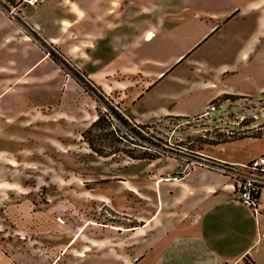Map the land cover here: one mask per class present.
<instances>
[{"label": "crops", "instance_id": "obj_1", "mask_svg": "<svg viewBox=\"0 0 264 264\" xmlns=\"http://www.w3.org/2000/svg\"><path fill=\"white\" fill-rule=\"evenodd\" d=\"M221 1L37 0L33 5L21 2L17 12L43 41L55 46L84 71L104 94L116 93L115 101L131 122L153 125L171 116H200L212 100L224 94L242 99L264 92V83L251 91L226 86V77L239 73L259 51L257 44L262 39L263 26L256 14L242 17L235 13L237 0ZM231 7L235 10L211 33L220 9ZM236 16L254 22L244 38L240 34L235 36L241 39L236 51L239 65L215 66L208 64V59L199 58L195 60L194 71H177L173 66L160 77L172 65H167L163 58V42L166 43L168 36L197 20L201 25L200 34L186 48L188 51L207 33L210 32L209 36L202 42L216 31L221 32L225 24H233ZM72 90H80L91 98L50 58L39 41L0 6V112L4 113V118L0 117V136L49 139L50 129L65 136L71 134V128L77 123L84 128L90 125L98 114L87 122L86 113L91 112L85 106L84 113L75 118L66 113L72 106L69 102ZM53 97L57 101L62 98L64 114L50 121ZM55 125L60 127L57 133ZM13 128L25 132L7 131ZM251 139L219 146L226 150L230 144L264 141V134ZM261 154L264 148L241 159L217 154L213 158L240 163ZM215 172L212 177L203 169H195L163 178L162 184L173 183L176 190L170 195L169 188L162 191L161 187L160 209L146 219L142 228L151 225L163 212V202L172 198L184 215L169 226L148 231L138 241L134 237L135 227L115 226L114 234L112 229L101 226L94 231L93 250L73 247L75 242L69 240L59 255L49 259L31 257L27 252H8L0 243V264H264V193L259 213L254 214L234 200L229 181ZM124 232L129 233L126 240ZM73 249L76 253H71Z\"/></svg>", "mask_w": 264, "mask_h": 264}, {"label": "rangeland", "instance_id": "obj_2", "mask_svg": "<svg viewBox=\"0 0 264 264\" xmlns=\"http://www.w3.org/2000/svg\"><path fill=\"white\" fill-rule=\"evenodd\" d=\"M14 4L16 8L11 14L17 16V5L20 3L14 1ZM237 4L235 13H240V16H258L262 21L263 33L256 55L239 73L227 76L225 83L230 89L251 91L264 83V0H237ZM220 10L221 14L213 24L216 26L211 33L222 25L235 8ZM240 16L233 19V24H225L221 32L216 31L202 42L209 36L210 32L207 33L188 51L186 48L200 34L201 25L197 20L184 24L182 31L179 28L176 34L168 36L166 43L163 42V58L167 65H172L160 77L173 66L177 71H194L197 65L195 60L199 58L208 59L207 63L215 66L220 63L239 65L236 51L241 39L235 36L240 34L244 38L254 24L253 19ZM235 21L241 22L237 24ZM179 54L182 55L174 62ZM94 90L99 94L97 89ZM83 93L72 90V98L69 99L72 106L66 112L72 118L80 112L84 113V106L91 112L86 113L87 122L99 112L110 113L94 94H88L91 96L89 98ZM112 97L116 98V93H105L103 99L124 117L114 107L117 105L120 108ZM61 102L60 97L58 101L54 97L51 99L50 121L64 114ZM212 103L214 109H209V113L183 119L166 117L144 129L146 140L126 143V147L137 154L144 151L154 153L159 149L160 158L152 161L131 159L124 154L109 157L95 154L79 133L89 125L84 128L81 123L75 124L71 134L65 136L55 134L50 129L49 139L42 136L1 135L0 243L8 252H27L31 257L49 259L59 255L69 240L75 242L73 247L93 250L94 231L101 226L112 229L114 234L115 226L135 227L137 231L134 237L138 241L148 231L177 222L184 214L172 198L169 202H163V212L150 222L151 225L142 228L146 219L160 209L161 187L162 191L169 188L170 195L176 190L173 183L162 184L163 178L169 179L195 169H203L213 177L215 174L212 172L215 171L201 166L199 162L215 159L214 154L241 159L264 148L262 140L230 144L226 150L219 145L230 142L203 144L205 140L218 142L235 138L239 141L237 139L261 137L264 134V92L242 99L224 94ZM39 116L45 117L41 113ZM0 117L4 118V113L0 112ZM120 121L129 125V122ZM55 129V132L59 131L60 127L55 125ZM7 131L25 132L16 128ZM123 235L124 240L129 237L128 232ZM71 253L76 251L73 249Z\"/></svg>", "mask_w": 264, "mask_h": 264}, {"label": "trees", "instance_id": "obj_3", "mask_svg": "<svg viewBox=\"0 0 264 264\" xmlns=\"http://www.w3.org/2000/svg\"><path fill=\"white\" fill-rule=\"evenodd\" d=\"M11 4L14 5V0H9ZM0 6L2 4L0 3ZM16 21L20 23L24 29L32 35V37L39 41L40 45L44 48V50L48 53L50 58L60 66L62 70L67 71L83 88L84 90L90 94L95 95L97 98V101L102 103L106 108L109 109L110 113H98V117L96 120H94L86 129H84L81 133L82 138L86 141L88 144V147L91 149L92 152L95 154L102 156V157H109L111 155L115 154H124L127 157L131 159H143L152 161L157 158H160V150H155L154 153H148V152H142V153H135L133 149L127 148V144L134 143V140L128 139L125 136L119 134L118 132H115L111 128V123L109 121V114L114 115L116 118H119L123 120L124 123H128L127 119L123 118L120 113L113 110L103 99L104 94L100 90L98 86H96L88 77L87 74L78 69L74 64L70 62V60L62 53L60 52L55 46L52 44H47L45 41H43L37 32L30 26H28L19 15L14 16ZM185 58V57H184ZM94 89H97L99 94L96 93ZM226 96H230V94H226ZM235 96V95H234ZM237 97V96H236ZM239 98V97H237ZM214 101V100H212ZM178 118H186L181 116H176ZM134 125L138 126L141 129L150 128L152 125L150 124H136L132 122ZM111 128V129H110ZM133 131L137 134L138 140H146L144 137V133L136 129L132 126ZM99 130L97 133L95 131ZM241 140V139H237ZM236 141L235 138L230 139H224V141H210L205 140L203 141V144H209L214 145L218 143H225V142H233ZM106 142V143H105ZM127 143V144H126ZM122 144L121 146H119ZM202 148V147H201Z\"/></svg>", "mask_w": 264, "mask_h": 264}, {"label": "built area", "instance_id": "obj_4", "mask_svg": "<svg viewBox=\"0 0 264 264\" xmlns=\"http://www.w3.org/2000/svg\"><path fill=\"white\" fill-rule=\"evenodd\" d=\"M15 3L25 2L28 5H33L37 0H14ZM2 9L8 14L15 10L16 4H11L9 0H0ZM116 102V101H115ZM211 101L205 113H209V109H214ZM212 103V104H211ZM119 110L122 115L127 119L129 125L121 123L120 119L114 115L109 114V121L111 128L119 134L131 140L139 139L137 134L133 131L132 126L145 134V131L138 126L134 125L122 110ZM204 113V114H205ZM123 117V118H124ZM197 162V161H196ZM201 166L210 168L225 177L232 189L234 200L248 207L254 214L259 213V207L264 193V154L253 157L245 162H228L218 159H212L199 162Z\"/></svg>", "mask_w": 264, "mask_h": 264}]
</instances>
